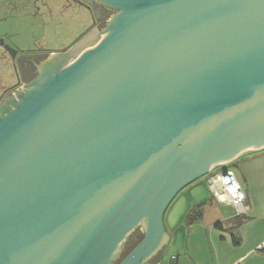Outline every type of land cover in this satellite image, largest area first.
I'll return each mask as SVG.
<instances>
[{"label": "water", "instance_id": "1", "mask_svg": "<svg viewBox=\"0 0 264 264\" xmlns=\"http://www.w3.org/2000/svg\"><path fill=\"white\" fill-rule=\"evenodd\" d=\"M92 1L0 105V264H148L183 189L264 150V0Z\"/></svg>", "mask_w": 264, "mask_h": 264}, {"label": "crops", "instance_id": "2", "mask_svg": "<svg viewBox=\"0 0 264 264\" xmlns=\"http://www.w3.org/2000/svg\"><path fill=\"white\" fill-rule=\"evenodd\" d=\"M245 193L249 210L234 208L212 197L207 177L183 189L167 208L163 223L168 243L150 262L167 264H264V150L246 152L226 165ZM201 207L193 223L188 216Z\"/></svg>", "mask_w": 264, "mask_h": 264}, {"label": "rangeland", "instance_id": "3", "mask_svg": "<svg viewBox=\"0 0 264 264\" xmlns=\"http://www.w3.org/2000/svg\"><path fill=\"white\" fill-rule=\"evenodd\" d=\"M92 19L86 8L71 0H0V38L17 54L13 62L0 47V96L18 85V60L44 61L67 51L89 30Z\"/></svg>", "mask_w": 264, "mask_h": 264}, {"label": "flooded vegetation", "instance_id": "4", "mask_svg": "<svg viewBox=\"0 0 264 264\" xmlns=\"http://www.w3.org/2000/svg\"><path fill=\"white\" fill-rule=\"evenodd\" d=\"M71 1H74L75 3L81 5L82 7L86 8L91 13V16L93 18L92 19L93 22H92L91 27L89 28V30L86 33L93 30L94 28H96L98 31H101L105 27L107 20L115 13V11H113V10L103 6V5H100L98 3H95L92 0H82V1L71 0ZM0 43H2V45L0 44L1 45L0 47L4 48V46H6L4 43V39H2V38H0ZM16 58H17L16 53H15L14 59L9 54V59L10 60L13 59L12 60L13 62L15 61ZM42 61H43V59L33 61V60H29V59L22 60V58H21L20 60H18V70H19V75H20L18 85L15 87H11L8 90L4 91V93L0 96V105L4 104L6 102H10L11 98L15 94H18V90L23 84L28 83L35 78V76L37 75V68ZM135 234H136V232L131 237L128 238V240L126 242L125 252L122 254L121 257H124L134 247V246H132L133 244H137V242H136L137 239L133 237V236H135ZM132 237L134 238L133 240H135V241L131 240Z\"/></svg>", "mask_w": 264, "mask_h": 264}, {"label": "built area", "instance_id": "5", "mask_svg": "<svg viewBox=\"0 0 264 264\" xmlns=\"http://www.w3.org/2000/svg\"><path fill=\"white\" fill-rule=\"evenodd\" d=\"M217 169V168H216ZM212 170L207 176V186L216 202L234 208L237 215H244L249 207L245 204V193L231 171ZM152 264V263H148ZM153 264H162L154 262ZM167 264H176V257L170 256Z\"/></svg>", "mask_w": 264, "mask_h": 264}, {"label": "trees", "instance_id": "6", "mask_svg": "<svg viewBox=\"0 0 264 264\" xmlns=\"http://www.w3.org/2000/svg\"><path fill=\"white\" fill-rule=\"evenodd\" d=\"M200 210H201V207H198V208H195L191 211V213L189 214L188 216V222L189 223H193L194 221H196L199 217H200ZM134 238L137 239V244L140 242V240L142 239V235L140 232H136L135 236H133ZM132 237V241H135L133 240L134 238ZM137 244H133L132 246H136Z\"/></svg>", "mask_w": 264, "mask_h": 264}]
</instances>
